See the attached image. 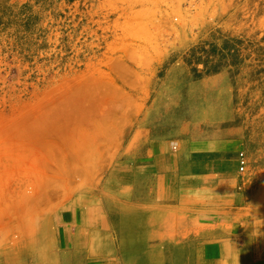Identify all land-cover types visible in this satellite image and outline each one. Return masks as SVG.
<instances>
[{
    "label": "rangeland",
    "instance_id": "1",
    "mask_svg": "<svg viewBox=\"0 0 264 264\" xmlns=\"http://www.w3.org/2000/svg\"><path fill=\"white\" fill-rule=\"evenodd\" d=\"M169 133L237 145L264 215V0H0V258L45 263Z\"/></svg>",
    "mask_w": 264,
    "mask_h": 264
},
{
    "label": "crops",
    "instance_id": "2",
    "mask_svg": "<svg viewBox=\"0 0 264 264\" xmlns=\"http://www.w3.org/2000/svg\"><path fill=\"white\" fill-rule=\"evenodd\" d=\"M239 153L219 137H153L126 164L123 197L63 211L39 264H264V215L244 190Z\"/></svg>",
    "mask_w": 264,
    "mask_h": 264
},
{
    "label": "built area",
    "instance_id": "3",
    "mask_svg": "<svg viewBox=\"0 0 264 264\" xmlns=\"http://www.w3.org/2000/svg\"><path fill=\"white\" fill-rule=\"evenodd\" d=\"M238 162H239V171L242 172L247 165L246 159L243 153H239Z\"/></svg>",
    "mask_w": 264,
    "mask_h": 264
}]
</instances>
